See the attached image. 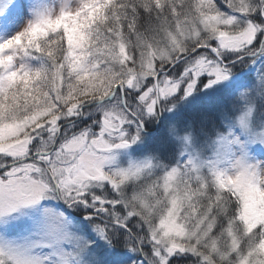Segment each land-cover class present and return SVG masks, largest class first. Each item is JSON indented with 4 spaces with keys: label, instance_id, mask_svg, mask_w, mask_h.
<instances>
[{
    "label": "snow or ice",
    "instance_id": "snow-or-ice-1",
    "mask_svg": "<svg viewBox=\"0 0 264 264\" xmlns=\"http://www.w3.org/2000/svg\"><path fill=\"white\" fill-rule=\"evenodd\" d=\"M0 264H264V0H0Z\"/></svg>",
    "mask_w": 264,
    "mask_h": 264
}]
</instances>
